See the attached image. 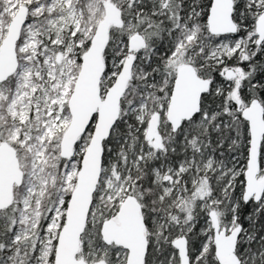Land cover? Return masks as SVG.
<instances>
[{
	"label": "snow or ice",
	"instance_id": "obj_1",
	"mask_svg": "<svg viewBox=\"0 0 264 264\" xmlns=\"http://www.w3.org/2000/svg\"><path fill=\"white\" fill-rule=\"evenodd\" d=\"M0 264H264V0H0Z\"/></svg>",
	"mask_w": 264,
	"mask_h": 264
}]
</instances>
